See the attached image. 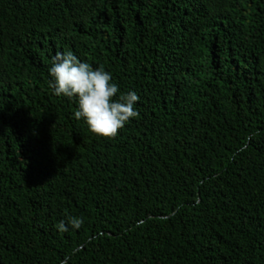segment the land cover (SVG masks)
I'll return each mask as SVG.
<instances>
[{
	"label": "trees",
	"instance_id": "obj_1",
	"mask_svg": "<svg viewBox=\"0 0 264 264\" xmlns=\"http://www.w3.org/2000/svg\"><path fill=\"white\" fill-rule=\"evenodd\" d=\"M64 51L138 95L114 137ZM0 264H264V0H0Z\"/></svg>",
	"mask_w": 264,
	"mask_h": 264
},
{
	"label": "clouds",
	"instance_id": "obj_2",
	"mask_svg": "<svg viewBox=\"0 0 264 264\" xmlns=\"http://www.w3.org/2000/svg\"><path fill=\"white\" fill-rule=\"evenodd\" d=\"M49 87L56 97L75 102L72 117L82 120L88 132L99 138H111L117 131L137 117L134 107L139 100L135 91L118 94V85L111 74L101 67H92L72 51L58 53L48 68ZM78 217L61 220L57 230L79 229Z\"/></svg>",
	"mask_w": 264,
	"mask_h": 264
}]
</instances>
